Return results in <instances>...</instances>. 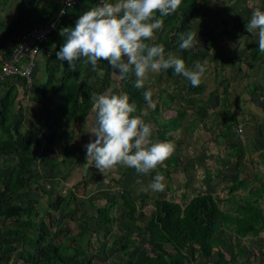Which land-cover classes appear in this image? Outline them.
<instances>
[{
	"label": "rangeland",
	"instance_id": "1",
	"mask_svg": "<svg viewBox=\"0 0 264 264\" xmlns=\"http://www.w3.org/2000/svg\"><path fill=\"white\" fill-rule=\"evenodd\" d=\"M237 1L209 0L208 5L200 9V17L191 18L189 21V25L194 28L193 32L197 33L199 41L193 48L188 49L189 52L196 50L207 55L201 62L207 61L206 72L201 79L205 84V89L202 93H193L189 88L192 86L190 81L182 75L175 74V72L169 76L165 71L151 73L150 78L152 79L145 84L144 91L149 88L152 90V99L155 103H159L161 111V117L156 126L151 122L145 121L153 126L151 140L153 143L171 142L175 146L172 154L175 166L168 167L170 170L168 176L162 175L164 177L163 183L165 184V189L162 192L152 191L148 189V186L157 174L161 175L158 169L165 167V162L163 165H158L148 174H139L133 168H130L126 173V166L123 165H117L115 168L101 174L99 170L92 166L91 161L88 162L89 167L85 169L86 149L84 146L93 138L89 124L86 122L87 115L85 116L86 123H84V126H80V123L77 126H73L67 121L59 123L54 116H51L52 124L49 127L46 125L47 113L50 109L49 107L53 104L49 103L40 92L43 82L39 84L40 87L32 86V93L31 91L30 93H23L21 86H17L19 91L13 110L15 113L14 121H20L21 124L18 125L19 137L24 135L25 141L29 145L28 169L32 173V180L37 181L43 187V189L41 186L37 187V183L33 182L30 186L31 190L25 187L18 191L15 199L23 208L35 201V208L39 209L47 220L49 219L53 235L57 234L62 228H69L70 224L73 230L77 229L75 225H81V220L78 217L82 212L89 216L95 214L90 198H101L99 193L105 191L106 185L113 186V182L109 184L108 182L117 179L123 171L125 173L118 190L120 188H129L136 197L138 205H142L144 215L133 224L121 217L123 208L113 209L118 219L117 221L95 234H93L91 229L87 232L90 235L86 234L80 244L84 248L82 253L85 255L84 259L87 258L90 264H124L122 262V251L115 249L111 243L115 239L121 243L119 233L126 232L132 226L141 227L140 232L143 234L145 231L142 227L146 224L147 218L153 211L155 201L158 198L180 201V194L184 190L190 195L209 191L221 199V207L228 208L231 205L228 186L231 184L235 172L241 178H251L253 180L252 183H257L254 173L264 180V163L255 162L251 168L246 162L249 157L259 161L257 153L264 149V62L254 57L253 50L258 46V32L248 33L244 27L236 28L238 19L234 17L235 12H237V8H235ZM239 1L243 3L244 0ZM246 1L249 5H255L252 9L253 11H255V7L259 3L264 5V0ZM18 2L19 0H0V21H3L10 12H14V7L18 5ZM60 2L62 5L63 1ZM31 4L34 5V2H31ZM61 9L64 8L61 7L59 11ZM66 14L67 11L64 10V16ZM59 17L60 15L58 14L51 21L56 18L59 20ZM202 17L208 18L209 25L206 31L202 30ZM58 20L56 28H53L54 31L59 28L60 22ZM6 25L7 22H4V26H0V32L7 30ZM37 25H41V23L33 26ZM165 30L166 26H163L161 30L156 31L155 38L165 33ZM230 30L231 32H229ZM173 32L174 30L166 32L168 40ZM54 52L56 54L55 50L52 51L48 48L43 53V56L45 55L44 58L49 59V56L54 54ZM169 52L178 58L181 56V50L171 49V43L165 49L166 54ZM220 52H223V54ZM49 62L54 71L61 75L62 63L57 61V58L51 59ZM86 66L90 67L91 65L85 62L83 67L85 71L81 75L82 78L80 80L81 85L83 86L87 83L93 88L104 85L101 77L98 74L93 75L92 72H88ZM193 67L194 65H192L191 69ZM36 68L32 71L31 76L33 75V77L37 72ZM42 74H45L46 78L47 69H40L34 79H38L41 82L40 76ZM159 74L160 78L157 80L156 77ZM113 78H115V81L107 88H104L100 94L123 93L118 75L113 74ZM83 79L84 81L82 82ZM225 83L228 84L230 98L228 107L230 111L235 112L238 120L237 127H234L237 128L238 133L234 140L237 142L236 145L229 144L227 137H221L224 128L222 125L224 115L222 114L221 92ZM26 85L27 83L23 86L26 88ZM252 87H255V89L250 94L249 91ZM9 88L10 86L7 84L0 83V96H5ZM30 88L31 86L29 90ZM161 91L171 93L181 103L186 105L185 116L180 121L182 125H197V128L186 138L185 142L178 143L182 135L180 129L172 133L173 140H162L158 135L157 130L161 129L164 120L175 115L174 110H168L161 104L160 100H163L160 98ZM211 91L218 92L217 97L207 99ZM47 95H50V93ZM93 95L96 94L93 93L92 89L91 96L93 97ZM201 101H205V103L201 105L198 111H195L196 106ZM55 103L57 104V101ZM146 107L147 104H143L142 111ZM57 118L58 120L60 119L58 116ZM7 119L12 121L13 118L8 116ZM156 127H159V129ZM79 128H82V132ZM26 130L30 133L25 134ZM235 149L240 150L239 154H230ZM9 156L13 155L0 154V190L4 186L2 180H8L13 169L19 167L17 161L7 159ZM207 169L211 172V180L208 186L204 178L205 170ZM82 181L88 185H84ZM143 189L148 190L144 191ZM69 190L76 192L75 205L77 212L74 216V222L69 220L68 217L62 216L67 207L65 201H61V204L54 211L50 210V212H47V209L44 208L48 202L68 196ZM112 191L114 192L115 190H110V192ZM237 194L241 196L244 192L238 190ZM260 204L264 215V197L261 199ZM72 207L75 206H70V208ZM2 222V219H0V224ZM72 223H75V225ZM2 232H4V227L0 230V233ZM99 239L107 243L105 252H98L97 241ZM242 244L245 246L246 253L243 257L236 254L237 259L234 264H264V231L258 237L244 238ZM145 245L147 247V244ZM214 258L213 256L211 259ZM13 264L26 263L20 259H15ZM196 264H210V261L199 258Z\"/></svg>",
	"mask_w": 264,
	"mask_h": 264
},
{
	"label": "trees",
	"instance_id": "2",
	"mask_svg": "<svg viewBox=\"0 0 264 264\" xmlns=\"http://www.w3.org/2000/svg\"><path fill=\"white\" fill-rule=\"evenodd\" d=\"M59 1H63V3L61 5L60 2L58 9L53 10L52 6L47 5L42 8L41 13H37L36 16L38 17L34 15L39 22L42 18L44 19L41 25H47L51 19H54L59 14L61 7L67 13L82 15L83 12L87 11L84 0H75L71 7L65 4L66 0ZM31 2H34L35 9L41 4L42 0L19 1L18 8L6 26L5 34L0 36V47L2 42L10 38L18 39L23 30H27L35 24L34 19L30 17V13L25 12L26 10L30 11ZM208 3L209 0H182L175 13L163 17V26H166L165 33L154 40L146 41V43L150 45L162 44L165 49L171 43V49H180L177 33L193 32L194 28L189 25L190 19L200 17V9L205 8ZM236 3L237 12H235L234 17L238 19L236 28H245V24L249 22L254 12L252 9L255 5H249L246 0L243 3L238 0ZM257 9L264 11V5L259 3L255 7V10ZM67 15L62 18L59 17V30L67 27L68 20L65 18ZM156 17L160 18L158 12ZM202 18V30L206 31L209 25L208 18ZM171 30H174V32L168 40L166 32ZM54 32V30L51 31L43 41L41 45L43 53L47 51L51 41L49 39L53 36V38H59ZM62 44L58 45V51ZM253 52L256 59L264 62V52H260L258 46ZM220 53L223 54V52ZM8 54L6 52L5 56L7 57ZM206 56L205 53L196 50L189 52L187 49L181 50L179 58L183 59L186 67L191 69L192 65H195L196 62H202ZM54 58H56L55 52L47 60ZM106 63V61L98 62V67L102 68L105 74L101 78L104 85L96 88L87 83L82 86L80 83L81 75L85 71V68H83L85 61L83 60L76 62L75 70L65 64L61 75L54 71V68L50 66L51 64H47V82L43 83L40 92L42 96H45L51 102L58 99L57 106L49 110L47 126L51 127V116H54L59 123L67 121L73 126H77L78 123L81 124L80 126H84V123H86L85 116L90 112L92 105L91 90L93 89V93L96 95H100L104 88L115 81L113 74L117 73L109 65L106 66ZM86 68L93 75L97 74V72L91 71V66H86ZM165 72L169 76L173 74L174 70L168 69ZM159 78L160 74L156 79ZM22 79L26 84V79L23 77ZM118 79L122 94H128L129 103H135L137 106V111L133 115H139L143 104L146 103L143 97L144 88L136 89L134 87L133 75L124 80H121L118 75ZM151 79L149 78V81ZM27 86L28 83L25 91H28L31 85ZM189 88L193 93L200 94L205 89V84L201 80L199 86H190ZM254 89L255 87H252L249 93L251 94ZM48 93L50 95H47ZM17 94L15 85H11L10 89H7L4 98L0 100V154H11L13 156H9L7 159L19 163V167L13 169L8 180H2L4 186L0 190V219L3 221L0 224V230L4 227V232L0 233V264H13L15 259H20L26 264H90L87 258L84 259L85 255L82 254L84 248L80 244L86 234L90 235V233H87L90 229L95 234L117 221L113 209L123 208L121 217L131 224L144 215L142 205H138L136 197L129 188L118 190L124 173H127L130 168L125 167V172L123 171L117 179L108 182V184L113 182L114 185H106L105 191L99 193L101 195L100 201L99 199L90 198L92 207L95 210L94 215L89 216L82 212L78 217L81 220V225L72 223L77 229L73 230L70 224L69 228H62L57 234L53 235L49 219L47 220L39 209L35 208V201L23 208L15 199L20 189L28 187L31 190L30 186L33 182L37 183V187L41 186L37 181L32 180V173L28 169L29 145L25 141L24 135L19 137L18 125L21 124L20 121H14L15 113L13 110ZM217 94L218 92L211 91L207 99L215 98ZM221 94L222 114L224 115V122L222 123L224 128L221 137H227L229 144L236 145L237 142L234 140L238 133L234 131V127H237L238 120L235 112L230 111L228 107L230 98L227 83L223 85ZM160 98L164 100H160L161 104L168 110H174L175 115L164 120L161 129L157 130L159 137L162 140H173L172 133L180 129L182 135L178 143L185 142L186 138L197 128L196 124L184 126L180 123L185 116L186 105L168 92L161 91ZM204 103L205 101L198 103L195 111H198ZM160 114V105L157 102L155 110L150 111L147 117L142 118L156 126L161 117ZM8 116L13 118L12 121L7 119ZM57 116L60 117L59 120ZM79 130L82 132V128H79ZM29 133L28 130L25 131V134ZM239 152V149H235L230 154L237 155ZM257 157H259V161L252 157L247 159L246 162L249 167L252 168L255 162L264 163V149L257 153ZM165 164V167H160L158 170L161 175L168 176L170 172L168 167L175 166L172 155L165 161ZM210 175V170H205L204 178L207 186L211 180ZM254 175L257 183H252L251 178H241L237 172L234 173L232 182L228 186L229 201L231 202L228 208L221 207V199L209 191L190 195L184 190L180 194V201L158 198L146 224L142 227L145 231L143 234L140 232L141 227L132 226L126 232H118L121 243L115 239L111 244L115 249L122 251V262L124 264H194L198 257L208 261L211 260L212 264L231 263L236 259V254L243 257L246 253L245 246L242 244L244 238L258 237L264 231V215L260 204L261 199L264 197V180L256 173ZM110 190L115 191L110 192ZM238 190H242L244 194L240 196L237 194ZM75 194L76 192L69 190L68 196L48 202L44 208L47 209V212L54 211L61 204V201H65L67 207L62 216L68 217L69 220L74 222V216L77 212ZM98 201L99 203H97ZM70 206L75 207L70 208ZM97 244L98 252L107 250L106 241L99 239ZM145 244H147V247ZM213 256L215 258L211 259Z\"/></svg>",
	"mask_w": 264,
	"mask_h": 264
},
{
	"label": "clouds",
	"instance_id": "3",
	"mask_svg": "<svg viewBox=\"0 0 264 264\" xmlns=\"http://www.w3.org/2000/svg\"><path fill=\"white\" fill-rule=\"evenodd\" d=\"M181 2L182 0H100L99 6L79 16L74 27H64L60 30L64 42L56 52L57 61H66L75 70L76 62L83 60L89 63L91 71L97 72L101 78L105 73L98 67V62L106 61V66L109 65L121 80L134 75L136 89L145 88L151 73L173 69L175 74L182 75L193 87H197L206 72L207 61L196 62L194 67L189 69L183 59L170 52L166 54L162 44L146 43L155 39V32L163 28V17L175 13ZM68 6L71 7V4ZM157 12L160 18L156 17ZM60 14L61 18L64 17L63 10ZM245 28L248 33L258 32V49L264 52V11L255 10ZM177 36L181 50L191 49L199 42L196 32H181L177 33ZM16 43L17 39L13 47ZM39 54L35 56L33 70L37 66ZM17 77L22 78L19 75H10L0 79V82ZM31 78L32 76L30 79L25 78L28 84ZM143 97L147 107L139 115H133L137 106L135 103H129L128 94L93 95L86 122L94 139H90L84 146L85 169L91 161L92 166L101 174L117 165L133 168L139 174H148L158 165H163L173 154L175 146L171 142H152L153 126L146 123L142 117L149 115V109L155 110L156 103L152 99L153 92L150 88L144 91ZM56 101L58 104V99ZM48 102L53 106L57 105L55 102ZM163 181L164 177L157 174L148 189L162 192L165 189ZM236 259L228 264H234ZM209 261L212 264L211 260Z\"/></svg>",
	"mask_w": 264,
	"mask_h": 264
},
{
	"label": "built area",
	"instance_id": "4",
	"mask_svg": "<svg viewBox=\"0 0 264 264\" xmlns=\"http://www.w3.org/2000/svg\"><path fill=\"white\" fill-rule=\"evenodd\" d=\"M75 0H66L65 4L72 5ZM64 11V9H61ZM60 10V13H61ZM59 15L61 16V14ZM64 15V14H63ZM58 18L47 25H37L24 30L17 39L16 45L8 58L1 64L0 79L5 76L19 75L30 79L35 67V56L41 51V45L47 35L56 28Z\"/></svg>",
	"mask_w": 264,
	"mask_h": 264
},
{
	"label": "crops",
	"instance_id": "5",
	"mask_svg": "<svg viewBox=\"0 0 264 264\" xmlns=\"http://www.w3.org/2000/svg\"><path fill=\"white\" fill-rule=\"evenodd\" d=\"M20 1V0H19ZM113 2H114V0H113ZM19 3V2H18ZM84 3L87 5V10H89V9H91V8H93V7H97V6H99L100 5V0H84ZM47 5H49V6H52V8H53V10H55V9H58V7L60 6V1L59 0H42V2H41V4H39L35 9H34V5H31V7H30V11H28V10H26L25 12L27 13L28 12V14L30 13V17H31V19L33 18L34 19V22H35V24H39V23H41L44 19L42 18L41 20H40V22H39V20H37L36 19V17H38V16H36L37 15V13H41L42 12V8H44V7H46ZM18 8V5L17 6H15L14 7V12L12 13V12H10L9 13V15L5 18V19H3V21H0L1 23H0V26H4V22H7V25L9 24V22H10V20H11V17H12V15L15 13V11H16V9ZM55 12V11H54ZM68 15H67V20H68V23H67V27H72V26H75V22H76V20L79 18V16L81 15V14H75V13H71V12H68L67 13ZM34 15L36 16V17H34ZM34 24V25H35ZM6 25V26H7ZM57 31H55L54 33L56 34V36L58 35L59 36V38H51V39H49V40H51L50 41V44H49V46H48V48H49V50H52V51H58L57 50V47H58V45H60V44H62L63 42H64V37H62L61 35H60V30L59 29H56ZM5 32L6 31H4V32H0V36L1 35H3V34H5ZM15 41H16V38H10V39H8V40H6V41H4V42H2V44H1V47H0V63L2 62V60L6 57L5 56V53L6 52H10V50H11V48L13 47V45H14V43H15ZM53 46H54V49H53ZM48 48H47V50H48ZM45 56V55H44ZM44 56H43V52H41V54L39 55V58H38V61H37V64H38V66H37V68H36V70H37V72L40 70V69H47V64H51L49 61L50 60H47L46 59V57L44 58ZM62 63V68L65 66V64H67L68 65V63L66 62V61H64V62H61ZM43 65H45L43 68H42V66ZM35 70V71H36ZM36 72V73H37ZM48 72V71H47ZM36 73L34 74V77H33V75H32V78H31V80H30V82H29V84L28 85H31V88H30V90H28V91H25V87L23 86L25 83H24V80L20 77V79H18V77L17 78H15V79H7V80H5V81H3V82H0L1 84H7L8 86H10L11 87V85H15V89H16V92L18 93V91H19V89H18V85H20L21 86V88H22V90H23V93H30V91H31V93L33 92V90H32V86L34 87H36V86H39L40 87V85L39 84H42V82L44 83H46V78H45V74L43 75H41L40 77V79H41V82H40V80H38V79H34L35 78V75H36ZM58 73V72H57ZM55 77H56V75H55ZM39 82V83H38ZM38 84V85H37ZM10 89V88H9ZM1 98H4V96H0V100H1ZM45 99H48V98H45ZM49 100V99H48ZM52 107H56L57 105H51ZM47 125V124H46Z\"/></svg>",
	"mask_w": 264,
	"mask_h": 264
},
{
	"label": "water",
	"instance_id": "6",
	"mask_svg": "<svg viewBox=\"0 0 264 264\" xmlns=\"http://www.w3.org/2000/svg\"><path fill=\"white\" fill-rule=\"evenodd\" d=\"M234 131H236V132H237V128H234Z\"/></svg>",
	"mask_w": 264,
	"mask_h": 264
}]
</instances>
